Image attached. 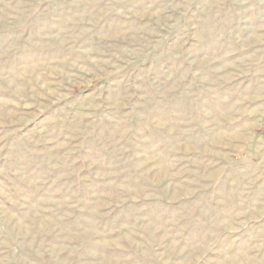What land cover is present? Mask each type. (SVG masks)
Listing matches in <instances>:
<instances>
[{"label":"rangeland","instance_id":"1","mask_svg":"<svg viewBox=\"0 0 264 264\" xmlns=\"http://www.w3.org/2000/svg\"><path fill=\"white\" fill-rule=\"evenodd\" d=\"M264 264V0H0V264Z\"/></svg>","mask_w":264,"mask_h":264},{"label":"crops","instance_id":"2","mask_svg":"<svg viewBox=\"0 0 264 264\" xmlns=\"http://www.w3.org/2000/svg\"><path fill=\"white\" fill-rule=\"evenodd\" d=\"M241 264H250V263H248V262H241ZM252 264V263H251Z\"/></svg>","mask_w":264,"mask_h":264}]
</instances>
